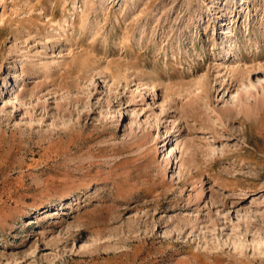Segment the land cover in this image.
Here are the masks:
<instances>
[{
	"label": "rangeland",
	"instance_id": "rangeland-1",
	"mask_svg": "<svg viewBox=\"0 0 264 264\" xmlns=\"http://www.w3.org/2000/svg\"><path fill=\"white\" fill-rule=\"evenodd\" d=\"M0 264H264V0H0Z\"/></svg>",
	"mask_w": 264,
	"mask_h": 264
},
{
	"label": "bare ground",
	"instance_id": "bare-ground-1",
	"mask_svg": "<svg viewBox=\"0 0 264 264\" xmlns=\"http://www.w3.org/2000/svg\"><path fill=\"white\" fill-rule=\"evenodd\" d=\"M63 56H64V55H63ZM154 86H155V85H153L152 83H149V84L146 85L145 88L148 89L149 91L151 90V92H152V90H154ZM149 91H148V92H149ZM146 92H147V90H146ZM151 92H149V93H151ZM153 93H154V92H153Z\"/></svg>",
	"mask_w": 264,
	"mask_h": 264
}]
</instances>
